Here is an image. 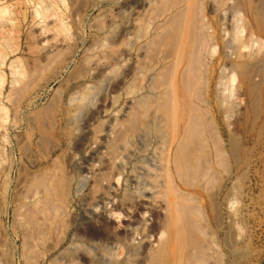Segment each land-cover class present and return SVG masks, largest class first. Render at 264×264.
Masks as SVG:
<instances>
[{
	"label": "rangeland",
	"instance_id": "rangeland-1",
	"mask_svg": "<svg viewBox=\"0 0 264 264\" xmlns=\"http://www.w3.org/2000/svg\"><path fill=\"white\" fill-rule=\"evenodd\" d=\"M162 7L161 0H0V264H155L170 238L166 190L154 182L170 154L171 127L158 135L161 111L138 101L154 97L152 78L163 64L164 48L151 40L162 35ZM249 20L240 23L244 41ZM228 84L234 102L217 123L226 141L238 136L241 152L215 165L211 183L196 178L190 187L202 197L198 235L212 256L207 264H264V101L254 115L238 77ZM44 176L47 187H34Z\"/></svg>",
	"mask_w": 264,
	"mask_h": 264
},
{
	"label": "bare ground",
	"instance_id": "bare-ground-1",
	"mask_svg": "<svg viewBox=\"0 0 264 264\" xmlns=\"http://www.w3.org/2000/svg\"><path fill=\"white\" fill-rule=\"evenodd\" d=\"M161 1L163 3V7L160 8L162 10L161 16L167 15L166 22L159 28L162 29L160 30L162 35L159 36L158 33L155 36L151 35L153 36V39L151 40L152 44L161 45L164 48V57H162L163 64L161 65V71L157 73V76H152L153 83L150 85L153 87L154 91L150 92V94L153 93L154 97L145 93L138 101L141 106L140 108H146V110H149V108L158 107V110L161 111L162 115L158 116L154 127L151 124L149 125L155 129V132L158 133V135L160 134L164 136L166 134L165 131L167 129H164L166 126L163 128V125L167 124L171 127V130H169L170 154L166 159L167 161L161 156L163 161L166 162V166H163L157 172L156 176L159 180L156 179L154 182V184L156 183L155 186H160V188H165L166 190L167 209L169 210L170 216L164 227H167V230L170 233V238L167 242L164 241L163 245L161 242L162 247L158 250L159 252L157 251L158 255L154 263L184 264L186 261H190L189 263L191 264L192 261L196 264L195 262L197 261L199 264H207L208 260L210 261L209 258H212V256H210V253L208 254L209 248L207 244L204 243V241H201L200 236L198 235L201 233V229L198 226V216L201 215V212H204L201 203L202 197L197 194L195 190H191L190 187L196 186V183L193 186L196 178L197 180L198 178L200 179L198 181H204V184L211 183L216 177L214 171L216 170L215 165L217 164L219 166V164H221L222 166L224 165L223 163L227 161L225 159L227 155H230L232 158L233 156L235 157L238 152H241L240 139L238 136L232 134L227 137L226 141L222 137L219 128V124L221 123H217V118L220 114H226L225 116H227L226 119L228 120L227 114L229 110L232 109L231 105L234 102L232 100L234 92L232 93L230 90L232 87H229V79H231V77L232 79L233 77H238L240 85L244 86L245 93L250 99L249 105L251 112H253L254 115L259 112L257 103L260 104L259 102L262 103L264 101L263 83L261 84L260 82H257V76L262 75L263 77L264 75V58L260 57L258 49L260 44L259 39L262 36L264 37V1L212 0V17H209L206 13V11H208L205 5L207 2L206 0ZM159 7H161V5ZM244 19H250L249 21L252 24L249 30L250 34L248 40L245 41L241 37L240 30L242 27L240 23L243 22ZM149 43L150 42L148 41L147 45H149ZM160 88H163V90L159 93ZM227 90L229 91L227 92ZM83 96L85 97L86 95L83 94ZM75 98L76 97H74V100ZM84 99L82 102H86ZM76 100L78 101V99ZM153 110L154 109H152V111ZM132 116H134V114ZM254 119L257 120L258 118L255 117ZM135 125L137 126V124ZM150 128L151 127H149V129ZM131 138L132 137L128 136V141H130ZM212 151L214 154L213 158ZM244 155L246 154L244 153ZM157 167L160 168L159 165ZM142 175L144 177V174ZM36 177L32 182L34 187L44 186L46 188L47 181L45 176V180L43 177L42 179ZM162 178H165V180H162ZM177 179L181 185L177 183ZM144 186H147V184ZM225 197L227 198V196ZM49 199L51 200L50 197ZM213 200L214 199H212V202ZM215 203V201L212 203L211 208L216 211L217 207ZM227 209H229L228 206ZM39 210L41 211V209ZM202 226L205 225H201L200 227ZM40 230H42V228ZM91 236L94 237L93 235ZM94 238H96V236ZM100 238L101 237L98 239ZM88 239L92 241L91 237ZM126 240H130L129 236ZM131 243L133 244V242ZM91 245L92 244H90V247ZM125 246H127V244ZM85 249H87V247ZM71 251L73 252L72 249ZM89 253L90 252H88V254ZM101 257L106 256L101 255ZM153 259L154 258L152 257V260Z\"/></svg>",
	"mask_w": 264,
	"mask_h": 264
}]
</instances>
